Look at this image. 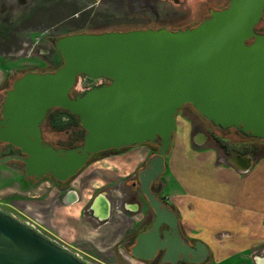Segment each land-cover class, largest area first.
<instances>
[{"label": "water", "instance_id": "obj_1", "mask_svg": "<svg viewBox=\"0 0 264 264\" xmlns=\"http://www.w3.org/2000/svg\"><path fill=\"white\" fill-rule=\"evenodd\" d=\"M263 7L264 0H229L227 7L210 11L207 19L190 29L59 38L55 49L61 66L53 72L25 73L4 95L0 144L22 156L3 158L0 164L20 162L28 179L39 182L51 177L65 183L99 153L155 145L157 152L138 174L140 193L154 220L137 235L131 254L151 261L159 253L161 264L171 255L192 254L191 262H201L207 257L205 246L189 247L180 239L176 216L150 188L164 173L176 114L184 105L221 131L234 130L264 142V37L253 31ZM79 77L106 83L72 96ZM54 109L78 118L85 131L79 146L55 148L43 139L42 124ZM205 139L200 134L196 143ZM224 161L239 173H246L254 163L249 155ZM67 198L74 201L75 193L70 191ZM90 210L104 222L111 205L100 194ZM0 264L91 263L0 209Z\"/></svg>", "mask_w": 264, "mask_h": 264}, {"label": "crops", "instance_id": "obj_2", "mask_svg": "<svg viewBox=\"0 0 264 264\" xmlns=\"http://www.w3.org/2000/svg\"><path fill=\"white\" fill-rule=\"evenodd\" d=\"M188 134L174 137L171 153L164 159L161 189L151 192L176 216L180 239L189 247L205 246L207 257L190 264H209L211 254L217 255L213 264H243L249 262L243 259L248 253L253 261L259 259L258 254L264 255V210L258 208L259 202L264 203V157L254 160L246 173H239L218 157L217 150L203 147L207 137L199 145V134L191 130ZM154 154L147 146L106 153L62 189L48 179L39 181L52 190L41 205L42 233L80 257L86 252L104 257L118 250L122 259L127 255L129 264H150L134 258L131 249L137 235L154 220L146 200L138 196V173ZM70 191L75 200L61 202ZM100 194L121 205L112 207L105 222L90 210Z\"/></svg>", "mask_w": 264, "mask_h": 264}, {"label": "rangeland", "instance_id": "obj_3", "mask_svg": "<svg viewBox=\"0 0 264 264\" xmlns=\"http://www.w3.org/2000/svg\"><path fill=\"white\" fill-rule=\"evenodd\" d=\"M206 1L208 2V0H77L76 7L75 9L73 8V11L79 15V25L71 23L68 26L60 28L61 30L57 29L55 33L76 28L88 29L90 26L96 27L97 25L101 27H138L144 25L148 21L158 25H167L172 28V31H176L178 25H184L185 27L188 26V24L189 26L197 24L206 13L203 8L206 5ZM144 2L145 5L143 4ZM132 4L137 8H134ZM139 6H141V8L149 7L150 9H144L139 12L137 11ZM63 17L62 9L56 7L50 11L49 17H44L45 20L43 21L50 23L60 19L63 20ZM88 22H90V24L86 25ZM44 37L45 35L42 36L41 31L31 34H22L18 36L19 41L16 43L17 45L14 50L3 51V48L0 47V104L5 93L11 88L13 81L27 72L35 70L40 62H46V69H51V59L48 57L47 59L43 58L38 54L40 49H50L53 46L50 40H43ZM61 64L62 61H57V68L60 67ZM97 83L98 82H96V84ZM94 84L88 88H84L83 79L79 77L71 91V95L75 96L89 90L96 86ZM184 114L185 113L179 114L178 117L176 115L177 124L175 121L174 137H177V139L179 137L181 139L184 134L187 135L189 133L188 135H190V130L191 133H196L195 125L189 123L188 120L184 118ZM196 117L195 114V118ZM201 121L208 126L202 118ZM209 129L210 133L216 134L220 138H226L229 141H245L244 138L234 130L223 134L215 128L212 129L209 127ZM41 130L43 139L55 148H59L57 145L65 140L66 135L63 132L53 131L45 121L42 124ZM210 133L205 132V134L209 136L211 135ZM256 144H258L257 146L259 147L257 158L264 157V142L257 141ZM203 147H212L217 150L218 157L225 163L224 156L226 155H224V153L226 154V152L223 148L219 147L218 144L207 142ZM169 155L166 156L165 159H167ZM7 157H9V152L4 149L1 144L0 160ZM197 173L198 175L200 174L199 172ZM41 182L26 178L24 176L23 166L20 163L7 162L5 164H0V209L11 213L21 222L32 224L43 232L41 225L44 221L42 218L41 205L47 194L52 190L48 188L51 186ZM160 189L159 183L154 190L159 192ZM258 208H263L264 210V203L259 202ZM55 219L56 217L54 216V220ZM85 254L86 255H81L82 258L91 264H129L127 255H123V258L127 259V261H125L122 259L118 250H116V252H109L104 257H102L101 254H98V257L87 252ZM258 255L259 259L264 258V255ZM243 256H245L243 257V259H246H244L245 261L249 259V262H246L247 264H258L256 263L257 260H252L253 255L250 253L246 255L243 254ZM210 258L211 263L209 264H213V260L217 258V255L211 254ZM244 263L245 262H243V264ZM132 264L140 263L134 262Z\"/></svg>", "mask_w": 264, "mask_h": 264}, {"label": "flooded vegetation", "instance_id": "obj_4", "mask_svg": "<svg viewBox=\"0 0 264 264\" xmlns=\"http://www.w3.org/2000/svg\"><path fill=\"white\" fill-rule=\"evenodd\" d=\"M228 3H229V0H208V2L206 1V5L203 7L206 13L204 16L201 17L200 21L197 24H195L194 26H189L188 24V26H185V27L184 25H178L176 30L190 29V28L197 26L199 23H201L203 20L209 17L210 11L222 10L228 6ZM76 4H77V0H0V47L3 48V51L4 50L10 51L11 49L14 50L17 45L16 43L19 41L18 36H21L22 34H31L34 32L41 31L42 36L45 35L43 40L44 39L50 40L53 46L50 49H45V48L40 49L38 51L39 52L38 54L43 58L47 59L48 57L49 59H51V62H52V64H50L51 69H46L47 68L46 62H40V64L38 65V67H36L35 70L29 71V72L45 73V72L55 71L57 69V66H56L57 61L59 60L61 61V57L55 49V42L59 38H63V37L75 35V34H92L93 35V34H102V33H108V32H126V31H131V30H158V29L171 30L172 29L171 27L167 25H162V24L158 25L156 23H152L148 21L144 25L138 26V27H124V28L111 27V26L101 27L97 25L96 27L90 26V28L88 29L87 28L86 29L76 28V29H70V30H63L60 33H55L57 29H60L63 26H68L71 23L75 25L77 24L79 25V22H78L79 15L73 11L76 7ZM143 4L145 5V2ZM132 6H134V8H137L133 4ZM56 7H59L62 9L63 16H64L62 18L63 20L60 19L54 22L52 21L50 23L44 22L43 21L45 20L44 17H49L50 11ZM144 9L148 10L150 8L149 7L141 8V6H139L137 11L141 12V10H144ZM89 24L90 22H88L86 25H89ZM253 31L256 36L264 37V7H263V13L261 15V18L259 22L254 26ZM253 40L254 39L247 41L246 44H251ZM101 83H106V82L102 81L96 84V82L90 81V82H86V84L84 83L83 87L88 88L92 86V84L98 85ZM182 113H185L184 118L187 119L189 123H192L195 125V129H196L195 135L196 134L204 135L205 132L210 133L209 127L212 129L215 128L205 119H203L198 113H195L193 108L188 104L184 105L178 111V113L176 114L177 117L179 114H182ZM195 114L197 116L196 118H195ZM201 118L205 121V123L208 124V126L205 125L201 121ZM215 129L223 134L225 132L231 131V130L221 131L217 128ZM210 134H211L210 136L205 134V137H207V142H214L215 144H218L219 147L223 148L226 152V154L224 153V155H226L224 156L225 159L231 156H235V155H249L252 160H256V158L258 157L259 147L257 146L258 144H256L257 140L246 138L239 133L238 134L241 135L245 141H242V142L234 141V140L229 141L226 138H220L216 134H212V133ZM2 147H4V149H6L9 152V157H21L22 156L19 150L15 148H12L7 145H2ZM10 162H15V161H10ZM16 163H20V162H16ZM20 164L23 166L22 163ZM143 168H145V164ZM46 178L58 184L59 185L58 187L61 189L65 187L72 180V179L69 180L68 183L66 182L57 183L51 177H45L44 179ZM159 181L156 184L151 185V188H150L151 191L155 189V187L159 184ZM138 196L144 198L140 193V187H139ZM133 200H134V197H133ZM69 201L70 200L67 197L65 199H61V202L65 204L68 203ZM110 205H111V210H110L111 213H112V207L121 206L120 204H116V203L114 205L111 202H110ZM153 216H154V213H153ZM162 258H163L162 254L158 253L153 258V260H151L149 263L150 264H161ZM257 260H258L257 261L258 264H264V259L263 260L257 259ZM190 261H192L190 254H188L186 257L180 254L178 258H175L174 255H171L170 259L166 260V262L163 264H190L191 263Z\"/></svg>", "mask_w": 264, "mask_h": 264}, {"label": "trees", "instance_id": "obj_5", "mask_svg": "<svg viewBox=\"0 0 264 264\" xmlns=\"http://www.w3.org/2000/svg\"><path fill=\"white\" fill-rule=\"evenodd\" d=\"M83 82L86 84V82H90L89 80L82 78ZM45 123L49 126L50 129L56 132H63L65 136V140L60 142L57 146L63 147V148H74L75 146L82 143L83 137L85 135V131L80 127L78 118L75 116L70 115L69 113L54 109L51 112L48 113ZM147 147L153 148V151L155 152L157 150L155 145H148ZM126 149L121 150H112L109 152H103L99 153L95 156H93L90 161L87 163L86 166H88L93 161L97 160L101 156H103L106 153H121L125 151ZM157 152V151H156ZM69 182V181H68ZM66 182V183H68Z\"/></svg>", "mask_w": 264, "mask_h": 264}, {"label": "built area", "instance_id": "obj_6", "mask_svg": "<svg viewBox=\"0 0 264 264\" xmlns=\"http://www.w3.org/2000/svg\"><path fill=\"white\" fill-rule=\"evenodd\" d=\"M83 84H84V82H83Z\"/></svg>", "mask_w": 264, "mask_h": 264}]
</instances>
